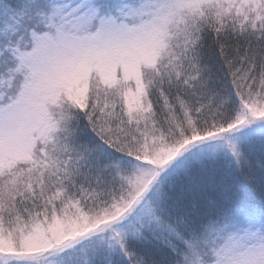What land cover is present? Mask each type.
Here are the masks:
<instances>
[{
	"label": "snow or ice",
	"instance_id": "snow-or-ice-1",
	"mask_svg": "<svg viewBox=\"0 0 264 264\" xmlns=\"http://www.w3.org/2000/svg\"><path fill=\"white\" fill-rule=\"evenodd\" d=\"M0 264H264V0H0Z\"/></svg>",
	"mask_w": 264,
	"mask_h": 264
}]
</instances>
